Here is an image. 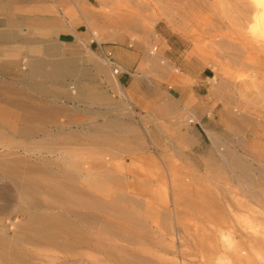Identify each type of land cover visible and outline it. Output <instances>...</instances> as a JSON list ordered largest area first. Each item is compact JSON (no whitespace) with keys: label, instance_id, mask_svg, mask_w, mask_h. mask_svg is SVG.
<instances>
[{"label":"rangeland","instance_id":"1","mask_svg":"<svg viewBox=\"0 0 264 264\" xmlns=\"http://www.w3.org/2000/svg\"><path fill=\"white\" fill-rule=\"evenodd\" d=\"M234 1H45L48 8L51 7L53 10V12H47V15H58L59 18L58 22L54 20L43 22L44 28L47 27L53 31L51 36L58 45L57 53H60L62 58H65V55L69 58L74 55L75 50L64 48L63 44L58 41V36L64 37V32H66L68 34L65 35V38L69 40L70 32H74L75 29L82 31L89 41L91 51L87 52L88 45H86L85 61L84 59L78 61L80 64H87V58H89L94 71L82 75L80 78L66 79L59 83L63 85L58 86L57 89L64 92L55 101L51 97L38 95L34 96L32 100L52 107L61 106L66 109H75L83 117L82 121L86 119L85 123L81 122L77 126L71 125L66 128L62 127L63 125L67 126L65 118L58 117L56 127H59L58 129L63 132L57 135L58 138H54L81 143L80 146L77 144L73 147V149L77 147L75 152L78 151L77 158L81 162L108 164L112 167L117 165L115 168L119 169L120 175L122 172L119 171L122 168V171L131 174L127 180L132 179L136 185H134L135 187L128 186L129 188L125 189V193H127L125 196L128 198L131 195L129 198L132 199L136 195L138 201H135L136 198L132 201L136 203L141 201L136 206L128 207L133 208L135 214L137 212L138 219L147 224L145 227L147 230L142 229L144 231L142 232L141 229L136 228L140 230L143 240L140 239L130 244L122 241V245L128 247L127 250L137 251L145 258L157 262L156 264H213L216 259L221 261L231 259L232 264L237 262L239 264L241 258L240 264L241 262L242 264H264V185L248 182L243 178L241 180L235 178L224 164L221 165L220 159V153L224 151L223 145L227 144L250 164L249 173L253 177L257 176L258 169H264V161L258 162L253 153L249 152V150L259 152L258 148L261 147L260 151L262 152L260 153H264V44L253 43L245 32L247 27H250L253 32L264 29V15H262L264 6L254 3V0ZM121 2L126 3L128 9L135 12L138 28L142 29L143 22L146 24L147 27L143 26L144 33L140 30L123 32L122 27H117L120 25L112 20L93 15L94 17H90L92 19H88L93 30H98L102 24H107V30L111 34L101 40L96 39L100 35L99 33L93 34L92 30L88 29L85 24L87 16L85 17L84 10L105 9L108 12L110 9L109 12L112 13L117 11L116 5L123 6ZM20 3H22L20 5L22 7L15 10L18 22H21L20 19L23 17L30 18L29 8L34 4L32 2ZM40 3L42 2L36 4ZM135 3H139L136 5L143 8L137 7ZM154 3L157 9L152 8ZM238 3L240 4L238 5ZM69 12L74 14L70 15ZM108 20L109 25L106 23ZM30 21L28 19L24 25L21 23L20 26L18 25L20 34L29 31L35 25ZM151 47L156 49L153 53L150 50ZM73 60L78 64L77 60ZM110 62L119 65L121 71L118 74H113ZM6 68L2 67L0 80L3 79L6 83L13 84L12 86L18 85L21 80H15V74L7 71ZM23 69L25 68L23 67ZM156 73V76L162 75L163 78L157 80ZM200 74L210 77L207 83L209 94L202 93V98L199 97L195 88L197 86L196 77ZM121 75L126 77L123 83L119 80ZM175 76H179L182 81L185 80L187 83L185 90L175 89ZM172 81L173 83H171ZM72 82L103 91L107 98V111L102 112L103 109L100 105L102 102L90 101L89 105L91 104L93 112L83 115L81 103H77L75 100L69 102L63 96L67 92L75 97V90H69L64 86ZM104 116L107 119L120 120L127 126L133 127L134 131L142 138L141 146L131 143V140L127 138V140L116 138L113 141H117L114 143L117 149L114 148L113 143L109 144L110 146L107 144V147H104L105 150H103L104 148L96 149L92 142L93 145L83 146L82 144L87 141L83 131L84 127L89 123L101 124ZM189 118L192 119L191 122H187ZM239 126L242 131L239 130ZM49 128L54 129L55 125L49 126ZM215 136L221 138L220 143L213 141ZM51 137L47 136L46 138ZM9 140H11V145L8 147L4 143ZM28 141L30 140H26V138L5 136L0 143V147L4 145L1 148L5 149H1L0 154L13 150L9 154L13 156L24 154V157L28 156L31 160L39 161L37 160L39 157L37 149L26 151L20 145ZM82 146L86 149H83ZM79 148L84 151L81 152ZM110 149L111 151H109ZM2 150L4 151L2 152ZM42 155L50 161L53 160L52 162L56 161L59 164L65 162L63 157L57 158L55 153L42 152ZM85 156L87 158L83 159ZM139 156L140 158H138ZM209 163L212 166L221 165V169H218V177H213L214 179L212 176L209 179V176L204 175L202 166ZM150 164L152 165L150 166ZM153 164H157L156 167ZM131 165H135L136 169L139 168L138 171L133 170ZM222 166L225 167L222 168ZM165 167H168L169 171L167 170V172L172 175V178L175 176L173 185L177 186L176 188L170 185V175L166 173ZM140 168L141 170L142 168L143 170L148 169V171L146 170V173H142V175L139 171ZM183 171L187 173V175H183L185 179L182 176L185 174ZM222 171L224 172L222 173ZM148 172L151 175L148 176ZM219 174H222L227 181L221 180L219 177L222 175ZM157 175H159V179L156 177ZM164 175L169 178L167 176L164 178ZM181 177L184 179V183L181 181ZM137 181L143 187L139 186ZM179 181L181 182L179 183ZM145 183L146 187H144ZM5 188L10 190L12 186L7 180L0 177V228L6 229L11 235L17 229L19 230L17 227L25 218L17 213L18 197L13 193V189L4 192ZM143 188H146L145 192H143ZM173 192L174 194H172ZM172 195H175L176 198ZM149 207H152V210ZM210 213L211 215H209ZM86 233L88 238L96 234L90 230ZM118 243L121 244V241ZM79 250L81 258L58 251L42 252V254L39 250L34 249L40 254L39 263H56L64 260L72 262L75 259L76 264H91L93 257L96 258L99 254L91 246L89 248L83 246ZM93 252L97 255L95 256ZM100 257L97 256V258ZM77 259L80 261L79 263ZM109 263L115 264L112 261Z\"/></svg>","mask_w":264,"mask_h":264},{"label":"bare ground","instance_id":"2","mask_svg":"<svg viewBox=\"0 0 264 264\" xmlns=\"http://www.w3.org/2000/svg\"><path fill=\"white\" fill-rule=\"evenodd\" d=\"M45 1L46 0H0V14H6V17L9 18L8 29L0 31V40L12 41V38H16V32L19 33L18 27L20 26V22H18V20L16 19L17 15L15 16V10H17L18 7H22L20 6L22 4L20 2L34 3H31L32 5L29 8V11L31 12L29 19L31 20V23L35 24L30 28L29 31L23 32V34L21 33L23 36L22 40H24V42L21 43V46H18L16 48L9 46L0 47V59L2 58L4 60L3 63L9 62L11 59L16 58L14 56L16 50V52L20 53L21 51H23V53L25 54V56H22L24 57V62L22 61V65L25 68L24 76L21 81H19L18 85L12 86L13 84L6 83L3 79L0 80V143L3 140V137L5 136H12L13 138L19 139L26 138V140L28 139L30 141H28L27 143L20 144L22 145L23 150L28 151L29 149H37L39 156L37 159L39 161H36L31 160V158L29 159L28 156L24 157V154L20 156H13L12 154H9L13 150L9 151V153H5V151L2 150V152L4 151V153L0 154V177L2 179L4 178L5 180H7L12 186L13 193H15L18 197L17 203L19 207L17 213L21 214L25 218L22 223H19L20 225L19 227H17L19 228V230L17 229L11 235L8 234L6 229L2 227L0 228V264H76L75 259H73L72 262L64 260L56 263H39L38 260L40 258V254L34 251V249L39 250L40 253L58 251L66 255L81 258L79 248L83 246H85L86 248L87 246L88 248L89 246H91L92 249L95 250V252H98L100 254L97 255L93 252L95 256H101L100 258H97V256L96 258L93 257V259L91 260V264H110L109 261H112L115 264H156L157 262L155 263L151 259L145 258L143 255H140V253H138L137 251H133L131 249L127 250L126 248L128 247L122 245V241H125L126 243L129 242L130 244L140 239L143 240L139 229L144 232L142 229H145V227H147V224L138 219L137 212L135 214V210H132L133 208L128 207L133 205L136 206V204L140 203L141 201L140 200L137 203L135 202L137 200L136 195L133 196L134 198L132 199L129 198L131 197V195H129V199L125 196V194H127L125 193V189L128 186L131 187L136 185V183H134L132 179V181L127 180L130 177L129 175L131 174L126 171H122V168V170L119 171L122 172V174L120 175V173H118L119 169L117 170V168H115L117 165L115 167H112L108 164H85L86 162H81L77 158L76 153L78 151L75 152V150H77V147L76 149H73V147H75L74 145L78 144L80 146L81 143H76V141H67L66 139L61 140L54 138L63 132L62 130L58 129L59 127H56L58 117L63 116L65 118L67 126L63 125L62 127L66 128H69L71 125L77 126L78 124H81V122L85 123L84 121L86 119L82 121L83 117L80 116L78 114L79 111L77 112L75 111V109H66L61 106L52 107L46 104H42V102H35L34 100H32L34 96L38 95L44 97H51L55 101L56 99L60 98L64 92L62 90L57 89L58 86L63 85L59 83H62V81L66 79H75L77 77L80 78V76L82 75H87L86 71L81 70L84 68H78L77 62L75 63L72 58L65 59L62 58L63 56H61L60 53H57L58 45L51 36V33L53 31L49 30V28L47 29V27L44 28L43 22H46L47 20H54L58 22L59 18L57 17V14V16L52 14L47 15V12H53V10L51 7L48 8L49 6L45 4ZM37 2L42 3L36 4ZM146 3L149 4L150 2ZM122 4L123 6H120V4L118 6L116 5L117 11L112 13L109 12L110 9H107L108 12L105 9V11L103 9H96L95 11L89 9L84 10L85 14H83L85 15V17L87 16L85 24L87 25L88 29H91V32H93V34L99 33L100 35L97 38L94 36L96 39L101 40L102 38L111 36V34H109L107 30V24H102V26L98 30H93V26L90 24L88 19H92L90 17H94L95 15L105 19L108 18L113 22L119 24L120 26L117 27H122L123 32H128L129 30L143 31V26L147 27L146 24L143 22V26L141 25L142 29L140 27L138 28V21H135V12L131 9H128L126 3L123 2ZM136 4L139 5V3H135V5ZM239 4L240 3H238V5ZM152 5V8L157 9L155 3ZM137 7L141 8L142 6ZM262 9H264V7H262ZM44 13L46 14V16L44 15ZM72 13L70 14L69 12L70 15L74 14ZM144 17L148 18L147 16ZM72 20L74 21V18H72ZM22 21H24L23 18ZM149 22L151 23V21ZM106 23H108L109 25V20ZM147 24L149 25V23ZM150 50L153 53L156 49L154 47H151ZM153 63H155L154 60ZM157 73L155 74V76L157 75ZM159 73L161 74L162 72ZM161 78H163L162 75L156 76L157 80H160ZM171 83H173V81ZM179 84L180 86H183L181 85V82ZM64 86H66L69 90H75V97L71 96L67 92L64 93L63 96L69 102H73V100H75L77 101V103H81L83 107V115L84 113L90 114L93 112L91 111V104L89 105L90 101L100 103L102 102L100 104L103 109L102 112L105 113L107 111L108 103L105 93L103 91L97 90L95 88L91 89V87L87 86H81L77 84V82L65 84ZM94 119L93 121H95ZM191 121L192 119L189 118L187 122ZM52 125H55L54 129L49 128V126ZM84 128L85 129L83 131L87 141L82 145L89 146L93 145L92 143H94L96 149L104 147L106 148L107 144L108 146H110L109 144L111 143H117V141L113 142L116 138H127L131 140V143H135L137 145H140L142 141L141 136L136 131H134L133 127L131 128L127 126L126 124H124V122L122 123L120 120L107 119L105 116L102 117L101 124L98 125L96 123H89ZM240 129H242L241 126H239V130ZM47 136L52 137L46 138ZM42 137L45 139H38ZM11 140L13 141V139ZM11 140L4 143V145H8L9 147L11 145ZM213 141L215 143H220L221 138L215 136L213 137ZM4 145H1V147H4ZM83 146L82 148L86 149V147ZM1 147L0 150L5 149ZM134 147L137 146L134 145ZM105 148L103 150H105ZM114 148L117 149L116 145ZM258 149L259 152L254 150H249V152L253 153V156L258 162L264 161V153H260L262 152L260 151L261 147ZM223 150L224 151L220 153V159L222 161L221 165L224 164L228 168V170L233 173L235 178L240 180L241 178H243L245 181L256 182V184L258 183L260 185H264V169H258L256 171L257 176L253 177V175L249 173V171L251 170L250 164L243 160L240 154L235 149L231 148L227 144H224ZM83 151L81 150V152ZM109 151H111V149ZM42 152L55 153L57 158L63 157L65 159V162L62 164L56 163V161L52 162L53 160L50 161L49 159H46L45 156L42 155ZM86 158L87 157L85 156V158L83 159ZM138 158H140V156ZM50 162H52V164H50ZM122 165L120 166L122 167ZM141 165L144 166V164ZM151 165L152 164H150V166ZM153 165L156 167L157 164ZM221 165L215 164L214 166H212L210 163L205 164L204 167L202 166V168L204 169V175L209 176V179L211 176L212 178L216 177L218 174V169H221ZM134 166L133 170L137 168L136 166L134 168ZM225 166H222V168H224ZM167 168L168 167H165L166 173L170 175V173L167 172ZM138 169L136 170L138 171ZM133 170L132 172H134ZM142 170L140 168V174L146 173V170L148 171V169L143 170L144 172ZM223 172L224 171H222V173ZM183 173H185V171H183ZM144 175L146 176V174ZM149 175H151V173L149 174L148 172V176ZM167 175H164V178ZM183 175H187V173L182 174V176ZM158 176L159 175H157L156 177L159 179ZM174 177L175 176H173L172 178V175H170V178H168L170 181V185H172L173 188H176L177 186L175 187V185H173L175 184L173 183L175 180ZM184 177L185 176H183V178ZM219 178L223 180L225 177L222 175ZM182 179L181 181H183L184 183L185 178L183 180ZM150 180L152 179L150 178ZM181 181H179V183ZM98 185L102 186L97 188L96 186ZM139 186L143 187V185L140 184ZM144 187H146V183ZM99 188H101L102 190ZM5 189H3L4 192L12 190H9V188H7L6 190ZM145 189L143 188L144 191H142L145 192ZM172 194H174V192ZM173 197H175V195ZM134 199L135 201H132ZM149 208L152 210V207ZM175 208L173 209L175 210ZM211 213L214 212L211 211ZM211 213L209 215H211ZM136 228L139 229L137 230ZM88 230L96 234L94 236H92L91 234L92 237L88 238V236H86V234H88L86 233ZM146 230L147 229H145V231ZM118 241H121V244H119ZM240 251L238 252V257L240 255ZM241 259H239V264ZM77 262L79 263L80 261H78L77 259Z\"/></svg>","mask_w":264,"mask_h":264},{"label":"crops","instance_id":"3","mask_svg":"<svg viewBox=\"0 0 264 264\" xmlns=\"http://www.w3.org/2000/svg\"><path fill=\"white\" fill-rule=\"evenodd\" d=\"M6 16H7L6 14H3V13L0 14V31L6 30L9 27L8 26L9 25V23H8L9 22V18L6 17ZM28 19L29 18H27V17H23L24 21H22V19H21L22 22H20V23H22V24L27 23L26 20H28ZM67 34L68 33L64 32V37L58 36V41L63 44L64 48H71V49L75 50L74 55H72V56L70 55L71 56L70 58L75 59V60H77V59L78 60L79 59L83 60L84 59V61H85V58H84L85 57V52L84 51L86 49V45H88V49L90 48L89 50L91 51V47H90L89 41L85 37V34H83L82 31H79V30L75 29L74 32H70L69 33L71 35V38L69 40H67L65 38V35H67ZM22 37L23 36L21 34L16 32V38H12V41L0 40V47L9 46V47H15L16 48L18 46H21L22 45L21 43L24 42V40H22L23 39ZM77 38H79L80 40L77 39ZM14 40H16L17 42L14 41ZM7 41L10 43V45H9V43ZM89 50H87V52H90ZM16 51L14 53L15 54L14 56L16 58L11 59L9 62H4L3 63L4 60L1 58L2 59V61H1V59H0V70H2V67H7L6 68L7 71L12 72V73L15 74V80L16 79L21 80L22 77H23V70H24L22 65H21V63L23 61V58H24L22 56H25V54L23 53V51H21V53L20 52H16ZM16 53H18V54H16ZM88 55H89V53H88ZM64 57H65V59L69 58V56H66V55ZM87 60H88L87 64L83 63V64L79 65L80 63L78 62L77 67L78 68H84V69H81V70L86 71L87 74H90V73H92L94 71V67L89 62L90 61L89 58H87ZM5 64H7V65H5ZM87 69H88V71H87ZM125 78H126L125 75H121L119 77L120 82L121 83L125 82ZM209 79H210V77L208 75H206V74H202V75L200 74V75H198L196 77L197 86L195 88H196L197 93H198L200 98H202V93H204V92L209 94V86L207 84ZM177 81L179 83L181 82V85H183V86H180V84ZM175 84H177V85H174L175 89H179L180 91H183V89L185 90V88H187V83L185 82V80L182 81L179 76H175Z\"/></svg>","mask_w":264,"mask_h":264},{"label":"clouds","instance_id":"4","mask_svg":"<svg viewBox=\"0 0 264 264\" xmlns=\"http://www.w3.org/2000/svg\"><path fill=\"white\" fill-rule=\"evenodd\" d=\"M254 3L264 6V0H254ZM246 35L250 41L257 45L264 44V29L253 32L250 27L245 28ZM213 264H232L231 259L228 261L214 260Z\"/></svg>","mask_w":264,"mask_h":264},{"label":"built area","instance_id":"5","mask_svg":"<svg viewBox=\"0 0 264 264\" xmlns=\"http://www.w3.org/2000/svg\"><path fill=\"white\" fill-rule=\"evenodd\" d=\"M110 67L112 69L113 74H115V75L121 71L119 65L116 64L115 62H110Z\"/></svg>","mask_w":264,"mask_h":264}]
</instances>
